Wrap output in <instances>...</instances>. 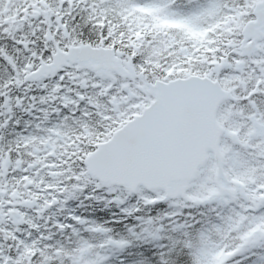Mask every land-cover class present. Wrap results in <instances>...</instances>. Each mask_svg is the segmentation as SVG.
<instances>
[{
  "label": "snow or ice",
  "instance_id": "obj_1",
  "mask_svg": "<svg viewBox=\"0 0 264 264\" xmlns=\"http://www.w3.org/2000/svg\"><path fill=\"white\" fill-rule=\"evenodd\" d=\"M0 264H264V0H0Z\"/></svg>",
  "mask_w": 264,
  "mask_h": 264
}]
</instances>
